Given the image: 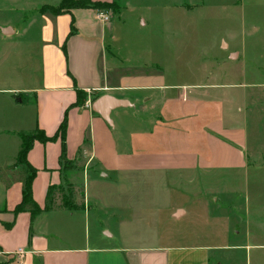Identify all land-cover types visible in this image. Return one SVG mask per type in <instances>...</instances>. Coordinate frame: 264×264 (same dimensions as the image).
Returning a JSON list of instances; mask_svg holds the SVG:
<instances>
[{
    "label": "crops",
    "instance_id": "obj_1",
    "mask_svg": "<svg viewBox=\"0 0 264 264\" xmlns=\"http://www.w3.org/2000/svg\"><path fill=\"white\" fill-rule=\"evenodd\" d=\"M6 1L18 6V0H0V5ZM61 1L44 4L54 7ZM41 8L38 19L20 27L0 16V264H227L211 258V250L223 244H170L160 221L188 214L183 200L174 203V188L189 196V203L216 192L217 203L227 175L242 179L253 171L264 177V83H252L245 95L228 81L165 85L157 64L148 72H127L112 55L110 61L106 39H113L114 26L100 25L95 9L55 15ZM73 17L75 32L70 34ZM37 22L41 48L35 52L33 40L22 36ZM259 68L254 74L261 73ZM77 89L86 93L81 105H76ZM103 95L124 105L105 117L92 107ZM139 101L142 107L155 104L156 114L144 121L145 128L131 131L125 144L116 134L117 122L126 125L125 116H134L131 110ZM65 116V152L58 137L36 140L27 155L37 170L32 190L42 210L15 212L24 187L17 164L20 133L42 130L51 137ZM69 162L74 167L66 172ZM66 180L82 187L78 198L72 191L83 209H65L61 199H54L53 208L44 210L49 187ZM98 204L107 210L106 223L117 220L114 231L106 224L102 234L118 235V244L91 237L90 227L98 221L91 212ZM143 217L151 221L143 224Z\"/></svg>",
    "mask_w": 264,
    "mask_h": 264
},
{
    "label": "rangeland",
    "instance_id": "obj_2",
    "mask_svg": "<svg viewBox=\"0 0 264 264\" xmlns=\"http://www.w3.org/2000/svg\"><path fill=\"white\" fill-rule=\"evenodd\" d=\"M47 1L18 0L17 7L6 1L0 5V16L17 22L20 27L24 22L38 19V8L48 11L50 6L44 4ZM120 1L118 11L106 10L110 20L105 23L114 26L113 39L108 37L106 45L109 57L112 55L115 62L123 63L124 71L140 68L148 72L151 64H157L161 69L155 70L165 85H218L228 81L239 85L237 91L241 95L252 91L248 88L252 83H264V0H130L126 6L123 5L126 0ZM141 18L147 21L146 25ZM28 36L34 42L35 52L39 51V22L22 37ZM34 57L36 70V53ZM257 66L260 67L259 75L253 72ZM183 90L187 91V88ZM157 93L161 97L165 94L164 90ZM140 102L131 110L134 116H125L123 123L126 125L121 127L120 121L117 122L116 134L122 135L125 144L131 131L145 128L144 121L151 120L156 114L155 104L142 107ZM29 132L28 135H39L38 130ZM73 167L74 163L69 162L66 172ZM245 175L242 179L227 175L226 191L216 196L217 203L212 198L216 192L211 196L194 197L189 203V196H183L179 188H174V203L176 199L183 200L188 214L179 219L164 217L160 221L161 232L166 235L163 239L182 246L223 244L225 248L211 250L213 261L264 264V184L260 182L264 177L261 178L262 172L253 171L246 178ZM78 184L75 182L73 187L66 180L60 187H53L51 199L60 200L73 189L78 198L82 190ZM78 207L73 211L83 209ZM92 210L98 221L96 227H90L91 237L96 234L103 241L118 244V235L111 239L102 234L106 224L114 231L117 220L106 223L108 213L106 215V208L100 204ZM93 215L92 218L96 217ZM144 215H150V212ZM146 218H141L143 224L151 221L147 219L146 222ZM234 233L239 235L234 236Z\"/></svg>",
    "mask_w": 264,
    "mask_h": 264
},
{
    "label": "trees",
    "instance_id": "obj_3",
    "mask_svg": "<svg viewBox=\"0 0 264 264\" xmlns=\"http://www.w3.org/2000/svg\"><path fill=\"white\" fill-rule=\"evenodd\" d=\"M77 8H92L95 10H104L113 9L114 11H118L120 9V5L116 2H106V1H94V0H62L61 3L54 7H48L47 10L52 12L55 15L62 14V13H72L73 9ZM74 17L72 19L71 25V33L75 32L74 30ZM85 92L77 89V103L76 105H81L84 101ZM67 131V116L64 117L57 133L51 137L47 136L42 130H38L39 135H28L25 133H20L22 138V146L18 154V161L22 165V174H23V182L24 187L22 191V201L17 205L15 212H21L28 210L32 214H36L41 211V207L33 198V190L32 184L33 179L36 176L37 170L34 168L28 161L27 155L29 150L33 147V144L36 140L41 142H48L57 139L58 137L61 138L63 144V153L65 152V136ZM54 186H50L47 193V200L48 203L45 206L44 210H50L54 206L55 200L51 199V194ZM62 203L61 207L68 209V210H76L78 209V205L75 204L73 200V191L70 190L68 193L63 194L61 198Z\"/></svg>",
    "mask_w": 264,
    "mask_h": 264
},
{
    "label": "water",
    "instance_id": "obj_4",
    "mask_svg": "<svg viewBox=\"0 0 264 264\" xmlns=\"http://www.w3.org/2000/svg\"><path fill=\"white\" fill-rule=\"evenodd\" d=\"M120 105H124V102L121 100H114L110 96L103 95L93 102L92 107L95 111H98L102 113L103 116L107 117L111 109Z\"/></svg>",
    "mask_w": 264,
    "mask_h": 264
},
{
    "label": "built area",
    "instance_id": "obj_5",
    "mask_svg": "<svg viewBox=\"0 0 264 264\" xmlns=\"http://www.w3.org/2000/svg\"><path fill=\"white\" fill-rule=\"evenodd\" d=\"M96 17L99 21L105 23L107 21L110 20V16L108 15V13L104 10H96ZM91 106V105H89ZM19 252H22V249L19 250Z\"/></svg>",
    "mask_w": 264,
    "mask_h": 264
}]
</instances>
